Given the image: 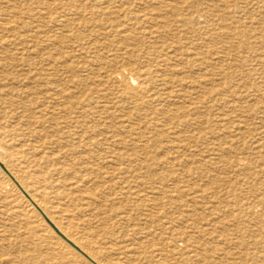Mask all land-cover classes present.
<instances>
[{
    "label": "bare ground",
    "instance_id": "obj_1",
    "mask_svg": "<svg viewBox=\"0 0 264 264\" xmlns=\"http://www.w3.org/2000/svg\"><path fill=\"white\" fill-rule=\"evenodd\" d=\"M263 9L264 0H0V264H220L201 235L263 224L264 196H241L206 228L197 198L185 212L176 185L180 161L202 157L233 74L254 86L229 105L264 128V106L246 99L264 92L253 80L264 69ZM216 68L229 78L220 88ZM232 154L223 148L230 161L217 168L251 176L255 194L264 154ZM137 218L146 227L125 246ZM235 247L229 237L217 245L224 264H264V252L233 260Z\"/></svg>",
    "mask_w": 264,
    "mask_h": 264
},
{
    "label": "rangeland",
    "instance_id": "obj_2",
    "mask_svg": "<svg viewBox=\"0 0 264 264\" xmlns=\"http://www.w3.org/2000/svg\"><path fill=\"white\" fill-rule=\"evenodd\" d=\"M256 13L259 14L260 11L259 12L256 11ZM262 14H264V13H262ZM263 18H264V16H263ZM33 43H35V42H33ZM35 46H40V45H35ZM249 67H253V66L246 64V66H244V67L242 66L243 69H241V71H247V69ZM255 67L259 68L260 66H255ZM219 72L220 71L216 68L214 71L213 77L215 79V84L217 86H219V88H220L224 84V80H228L229 78L224 77L225 74L221 73V72L219 73ZM256 73H257L256 74L257 76L255 75V77H253V80L256 79V82H258L261 85V89L262 88L264 89V69L259 68ZM231 81L232 82L229 84L231 86L225 88L224 89L225 92L220 91L221 93L217 94L218 101L216 103V107L214 110V120H213V130L214 131H213V134H211L207 138V140L204 139V140L199 141V143H198L197 150L200 152H204L202 157L199 158L200 157L199 156L197 161L189 160L188 165L185 164V162L180 161V166L177 167V174H178V180L179 181L176 183V185H178L177 187H179V188L182 187L181 190H184L185 196L188 197L183 202L184 204H186V206H183L182 209L183 210L185 209V212H187L186 211V209H188L187 207H189V210L193 209L192 205L194 204V202L191 200H193L192 195L194 194V196L197 198L195 200L200 204V206H202L201 209L203 211H205L208 215L207 220L202 221L200 225L206 226V228H209V229L213 228V224H218L219 226L221 225L220 220L222 219L221 214L224 213L223 210L233 211L236 207L235 203L237 202V199L240 198L241 196H242L241 200H246L247 198L250 197L251 199L253 198L252 200H254L255 202H257L256 200H258L259 197L264 196V178L262 177V176H264V162H261L259 164V167L256 169V171L259 172V173H257V175L259 174L261 176L258 179H254V181L260 182V187L256 190L255 194H250L247 192L248 186L251 185L250 181H252V183H253V178L251 176H247V175L246 176H244V175L239 176L240 174H239V172L235 171V168L227 169L226 171H224V170L221 171V169L219 170V168H217L219 166L223 167L224 164H225L224 166L228 165V163L230 161V158H228V157H227L228 160H225V158L221 157L220 152L223 148L233 149V154L239 158H241L242 156L250 157L249 154H252V156H253L257 152L264 154V141H263V137L260 134V132L264 128L260 129L257 127V126L260 127L262 125L259 118H255L252 121L250 117H247V114L245 115V114H242V112H236L232 109V105H229L231 100L239 101V99H238L239 97H238V95H236V93H244L245 91L252 89L254 86V82L249 77L244 78L242 80V77L239 74H237V75L233 74ZM233 86L235 88H233ZM231 89H233V90L231 92H228ZM236 89H239V91L236 93H232ZM246 99L251 101V102L247 103L248 105L254 104L255 107L259 108V110L263 109V106H264V92H263V90L255 98L253 96H248V98H246ZM261 101L263 102V104L261 103ZM258 115L262 116V113H258ZM221 123H222V125H221ZM245 125L247 126V128H245L246 127ZM229 127H231V128H229ZM206 142H207V144H206ZM213 150H215V151L213 152ZM219 157H221V158H219ZM202 164H208V165L212 164V166L214 168H213V170L205 173L204 171L199 170V167ZM186 182H188V183H186ZM169 183L171 184L172 181H170ZM134 184H137V183H133V185ZM243 184H245V185H243ZM202 185H203V187H202ZM199 188L202 190L199 191L200 190ZM196 190L198 192H196ZM197 194H199V195H197ZM214 194H216L218 198ZM250 198H249V200H250ZM223 204H225V206ZM187 205H190V206H187ZM174 211H176V210H174ZM206 213H204V214H206ZM210 221H212V222H210ZM252 221L250 222L247 219V227H244L243 225L238 226L237 222L229 221V224L226 225V227L229 229V230L227 229L228 232H226L224 234H217L218 237H216L215 241L208 240V238L206 237L207 235H201V242H206V244L208 246V251L209 252L212 251L213 259L216 262H219L220 264L225 263L224 255H223V251L216 250V247H217V245L218 246L220 245V247H221V244L223 242H226V239L228 237L231 240H233L235 246L238 247L237 249L235 247L231 250L233 252H236L232 257L233 260H235V261L241 260L239 258L240 257L239 255L241 253H239V252L247 253L251 257L257 256L255 254H260L261 252L262 253L264 252V244L259 241V240H261V237L264 236V230H263L264 229L263 228L264 223L262 224V222H260V221H253V224H251ZM131 225H132V228L134 229V233L130 232L129 236L131 238H134V240L129 242V243H131L130 245L127 243H124L125 246H130V247L138 244V242L141 238L140 235L138 236L135 234V231H137V229H139L140 227L141 228L146 227V225L143 224L142 220H140L138 218ZM254 225H255V227H254ZM248 226H250V227L248 228ZM92 227L94 228L95 224ZM128 234H129V232L127 231L126 235H128ZM220 239L222 240V242ZM114 242H116V241H114ZM121 242L122 241H119V243L118 242H116V243H118L119 245L123 244ZM160 242H162V241L155 240V243L159 244L158 247L162 246L160 244ZM214 242H215V244H214ZM209 243H211V244H209ZM224 246L233 247L234 245H229L228 243H225ZM158 250L159 251H155V252L158 254H161L163 258H167L170 260V257H167L166 252H161L162 250L160 248H158ZM253 261H254L253 259L249 260V264H252ZM261 262H262V259H261ZM239 263H241V262H239ZM247 264H248V262H247Z\"/></svg>",
    "mask_w": 264,
    "mask_h": 264
}]
</instances>
